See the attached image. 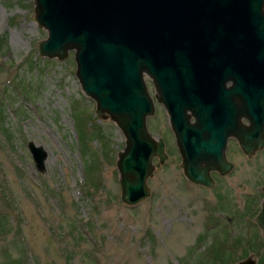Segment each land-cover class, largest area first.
<instances>
[{"label": "rangeland", "instance_id": "rangeland-1", "mask_svg": "<svg viewBox=\"0 0 264 264\" xmlns=\"http://www.w3.org/2000/svg\"><path fill=\"white\" fill-rule=\"evenodd\" d=\"M46 32L34 0H0V264H235L247 255L264 264L253 219L264 144L247 156L230 143L233 168L211 186L191 183L153 105L146 127L166 157H152L148 195L125 204L115 163L124 136L80 88L73 49L61 59L37 52ZM28 140L46 150L43 170Z\"/></svg>", "mask_w": 264, "mask_h": 264}, {"label": "water", "instance_id": "water-1", "mask_svg": "<svg viewBox=\"0 0 264 264\" xmlns=\"http://www.w3.org/2000/svg\"><path fill=\"white\" fill-rule=\"evenodd\" d=\"M263 5L264 0H34V19L47 31L37 52L61 59L73 49L80 88L94 100L96 115H107L124 136L115 160L122 202L132 205L148 195L152 157L159 162L166 157L162 138H153L146 127L153 102L144 74L151 76L157 99L168 105L180 166L192 182L210 185V169L226 172L232 166L222 135L216 143L195 137L220 133L199 101L208 91L218 99L219 90L222 99L225 88L204 87L230 79L229 132L246 154L264 144ZM179 82L186 88H170ZM192 85L203 88H188ZM192 93L200 97L185 101ZM193 102L196 123L184 112ZM240 114L248 126L240 125ZM26 146L43 170L46 150L31 140ZM254 220L264 239V198ZM235 264L256 260L247 255Z\"/></svg>", "mask_w": 264, "mask_h": 264}, {"label": "flooded vegetation", "instance_id": "flooded-vegetation-1", "mask_svg": "<svg viewBox=\"0 0 264 264\" xmlns=\"http://www.w3.org/2000/svg\"><path fill=\"white\" fill-rule=\"evenodd\" d=\"M147 76L149 77L150 81L152 82V86H153V88H147V91H148V93H149V95H150V97L152 99V102H153V105H154V112H155L157 106H159L160 107L159 109L161 110L162 115H163V120H164L163 123H164L167 131H169V133H171V136L173 138V141L175 142V146H176L177 151L179 153V148H178V146L176 144V139H175V136H174V132L171 129L170 122H169V113H168V108H167L168 105H166V103H164V102H162V101L157 99V97H156V89H155L153 80H152L151 76H149V75H147ZM170 88H186V87L182 86L180 84V82H179V83L175 84L174 86H171ZM188 88H203V87H201L199 85H192L191 87H188ZM204 88H225V94L223 95L222 99L220 98L222 96V92L220 90H219V96H218L219 98L218 99L215 98L214 96H209L211 94V91H208L207 94L205 96L202 95V97H200L199 95H197L195 93L186 94V96H188V97L186 98L185 101L189 102V101L195 99L194 97H200L199 103L202 104L205 107L206 115L208 116L209 119H212L214 121L215 128H218L220 130V133H216V134L210 136L209 133L202 132L200 136H198L196 134L195 137H196V139H199L200 141H204V140H208L209 138H212L213 141L216 143L218 141L219 137H221L220 135H222L223 136L222 150H223V153H224V157H225V159L227 161L232 162V166L226 172H220L219 169H217V168L210 169L209 173H210V176H211V179H212V183L210 185H204V184H200V183H195V182H192L191 180H189L188 178H186L184 176V174H183V176L191 183L198 184V185H201V186H211V185H213L215 176H223V175H225L234 166V162L229 160L228 157H227V149H228L229 144L233 143V144H235V146H237L239 148H240V146H239L237 138L233 135V133L229 132V129H231L230 123H232V118H231L232 117V112H231L232 110L230 111V108H231V104H232V102L234 100L233 97H232V92H229L227 90V88H232L231 80L227 79L225 81L224 85L206 86ZM185 101H184V104L186 103ZM193 106H196L195 102L187 105L184 108V112L186 114V119L190 123H196L197 122L196 115L194 114V111L192 110ZM154 112L149 114L150 116L149 115H147V116L150 118L152 115H154ZM229 113H231V115H229ZM238 122L240 123V125L242 127L249 125V121H248L247 117L244 114H240V116L238 117ZM185 129H183V130L186 131L185 132L186 135L189 136V135L192 134V132H188L187 133V130H185ZM163 143H164V140H163ZM261 147L255 148L252 152L259 150ZM240 150L242 152H244L241 148H240ZM245 155L249 156L251 154H246L245 153ZM179 156H180V161H181L180 153H179ZM179 166H180V163H179ZM181 170H182V167H181ZM182 173H183V171H182ZM258 209H259V207H258ZM253 219H254V216H253ZM260 234H261V228H260Z\"/></svg>", "mask_w": 264, "mask_h": 264}, {"label": "trees", "instance_id": "trees-1", "mask_svg": "<svg viewBox=\"0 0 264 264\" xmlns=\"http://www.w3.org/2000/svg\"><path fill=\"white\" fill-rule=\"evenodd\" d=\"M77 118V117H76ZM79 118H80V116H79ZM77 129H78V133H79V136L78 137H82V135H84V133H83V129H82V127H81V125L79 126L78 125V127H77ZM79 138V139H80ZM87 179L89 180V182H91L92 183V180H93V177L91 176V175H88V177H87ZM84 182H85V180H84ZM19 261H20V259L16 262V263H19Z\"/></svg>", "mask_w": 264, "mask_h": 264}, {"label": "bare ground", "instance_id": "bare-ground-1", "mask_svg": "<svg viewBox=\"0 0 264 264\" xmlns=\"http://www.w3.org/2000/svg\"><path fill=\"white\" fill-rule=\"evenodd\" d=\"M146 74H144V76H145Z\"/></svg>", "mask_w": 264, "mask_h": 264}]
</instances>
